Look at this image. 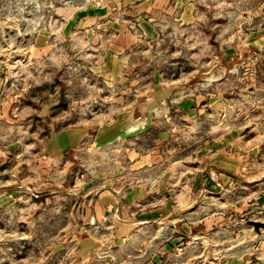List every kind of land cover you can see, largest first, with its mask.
Wrapping results in <instances>:
<instances>
[{"label":"rangeland","instance_id":"1","mask_svg":"<svg viewBox=\"0 0 264 264\" xmlns=\"http://www.w3.org/2000/svg\"><path fill=\"white\" fill-rule=\"evenodd\" d=\"M133 109L95 146L100 124ZM108 186H166L171 222L117 241L89 213ZM253 222L264 0H0V264H264Z\"/></svg>","mask_w":264,"mask_h":264},{"label":"crops","instance_id":"2","mask_svg":"<svg viewBox=\"0 0 264 264\" xmlns=\"http://www.w3.org/2000/svg\"><path fill=\"white\" fill-rule=\"evenodd\" d=\"M134 113L135 109L126 113L117 112L111 115L116 119L100 124L96 134L95 146H106L122 136L127 130L123 125V118L126 116L132 117ZM89 133L88 128L70 129L59 134L60 138L56 139L55 146L58 149L74 146ZM132 163L133 167L135 166L138 169L144 166L150 167L156 162L155 160H132ZM136 175H140V172L137 171ZM143 175H145L146 180L154 179V175L150 173L149 169H144ZM168 178L170 180V177ZM158 190L149 186L147 188L132 187L127 193L120 188L108 186L99 192L93 204L90 205L89 213L99 215L102 218V223L108 228L115 226L117 241H124L130 234L136 233L134 231L149 228L157 220L163 219V223H166L167 220L171 222L169 219L172 215L171 198L168 196L170 189L165 186L163 190ZM157 192L159 193L157 196L163 197L162 203L158 205L155 202ZM84 242L96 245L92 238H87Z\"/></svg>","mask_w":264,"mask_h":264},{"label":"water","instance_id":"3","mask_svg":"<svg viewBox=\"0 0 264 264\" xmlns=\"http://www.w3.org/2000/svg\"><path fill=\"white\" fill-rule=\"evenodd\" d=\"M255 227L259 230V227H264V222H253Z\"/></svg>","mask_w":264,"mask_h":264}]
</instances>
